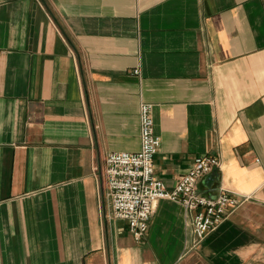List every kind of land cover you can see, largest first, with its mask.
Segmentation results:
<instances>
[{"label":"crops","instance_id":"obj_1","mask_svg":"<svg viewBox=\"0 0 264 264\" xmlns=\"http://www.w3.org/2000/svg\"><path fill=\"white\" fill-rule=\"evenodd\" d=\"M141 102L167 189L208 154L199 191L247 197L197 245L177 201L113 216ZM0 264H264V0H0Z\"/></svg>","mask_w":264,"mask_h":264},{"label":"built area","instance_id":"obj_2","mask_svg":"<svg viewBox=\"0 0 264 264\" xmlns=\"http://www.w3.org/2000/svg\"><path fill=\"white\" fill-rule=\"evenodd\" d=\"M140 149L135 153H110L105 159L104 180L113 216L126 223L135 240L145 236L157 200L167 198L192 214L194 244L201 242L240 207L247 197L225 190L215 195L199 191V182L220 169L217 156H197L174 187L167 189L154 173V157L160 138L155 135L152 105L141 102L138 108Z\"/></svg>","mask_w":264,"mask_h":264}]
</instances>
